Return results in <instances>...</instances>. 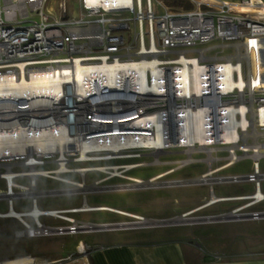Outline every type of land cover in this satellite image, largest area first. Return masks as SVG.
I'll return each mask as SVG.
<instances>
[{"label":"built area","instance_id":"1","mask_svg":"<svg viewBox=\"0 0 264 264\" xmlns=\"http://www.w3.org/2000/svg\"><path fill=\"white\" fill-rule=\"evenodd\" d=\"M46 2L0 0V83L15 86L63 66L75 70L77 65L148 61L154 64L155 74L147 68L143 76L145 83L152 85L157 81L162 85V95L140 90L143 77L133 72L120 81L116 76L114 88L105 82L95 83L97 78L93 76L82 83L71 78L60 80L59 89L45 92L31 93L24 87L19 93L13 86H1L0 201H5L7 209L0 212V218H14L22 224L23 228L15 230V235L75 234L91 228L92 223L67 216L78 212L75 207L38 208L39 198L61 192L60 189H39L38 178L67 183L70 181L61 175L72 171L68 161H101L97 158L108 155V151L94 150L87 151L83 159L79 151L72 155L65 152L64 157L59 151L39 149L30 142L35 138L43 140V134L60 126L62 118L69 132H73L74 119L93 121L83 131L85 136L89 132L123 128L116 124V119L135 115L138 118L131 120L130 126L148 128V135L154 137L156 127L136 122L158 112L165 118L160 128L164 141L161 151L182 150L186 154L179 160L182 164L200 161L192 157L194 152L204 153L220 169L250 157L251 172L216 179L251 182L253 192L223 197L248 200L230 213L248 214L251 219L264 218V210H246L264 202L261 188L264 172L260 171L258 162L264 156V11H261L264 0H191L194 6L187 10H169L156 0L160 13L155 12L152 0L124 3L78 0V16L72 17L67 16L64 1L58 4L59 17L46 11ZM125 13L129 15H122ZM226 48L231 51L226 52ZM81 85L84 91L80 92L77 87ZM99 90L105 92L99 94ZM98 117H106L111 122L98 123ZM187 130L192 136L189 144H183L187 141L181 132ZM120 137L123 141V135ZM129 149L154 150L148 145H137L123 147L121 152L125 154ZM215 152L223 154L216 156ZM60 161H64L67 171L55 172L60 168ZM51 163L55 166L44 167ZM22 178L26 184L17 181ZM259 190L261 196L256 197ZM22 198L30 200V209L14 210L13 201ZM35 206L37 213L30 214ZM41 216L67 224H45L40 221ZM24 217H29L32 223ZM142 220L139 216L130 223ZM224 255L210 254L217 260Z\"/></svg>","mask_w":264,"mask_h":264},{"label":"rangeland","instance_id":"2","mask_svg":"<svg viewBox=\"0 0 264 264\" xmlns=\"http://www.w3.org/2000/svg\"><path fill=\"white\" fill-rule=\"evenodd\" d=\"M61 1L65 3L68 17L78 16V0H47L46 11H49L52 16L59 17L58 4ZM155 1L152 0L155 12L160 13L162 10L155 4ZM122 15H129V13ZM225 51L229 52L231 49L226 48ZM125 154L130 155L111 159L105 157L107 160L81 163L70 160L68 166L73 170L81 166H99L102 169H92L86 172L71 171L62 174L63 179L70 181L67 183L49 178H38L39 189L61 190L60 194L39 198L38 208L44 210L66 209L87 204L100 206L101 209L76 212L71 215L67 214V216L74 217L79 222L107 224L135 220V217L126 215L130 213L142 216L143 220L140 223H129L132 227L128 230L91 231L87 229L75 234H51L28 238L15 235V230L23 228L18 220L0 218V258L26 253L36 254L42 250L58 252L71 243H76L79 239L87 244H93L110 239L183 236L187 240L197 243L199 249L205 250L203 248H206L210 252L215 250L220 252L224 250L225 253L226 250L232 253L264 251V218L210 223H197L200 221L196 219L227 213L248 202L247 199L223 200L203 206L211 196H236L253 192L251 182H220L216 179L221 176L242 175L251 172L252 159L250 157L240 158L234 165L220 169L215 162L210 161V164L202 152L192 153V157L200 159V161L190 164L181 163V159L185 158L186 154L176 148L160 152L152 149H129L125 151ZM213 154L219 156L223 152ZM258 162L260 171L264 172V156H260ZM127 163H136L137 165L130 169L126 167L108 168L114 165L125 166ZM54 166L55 164L51 163L44 167L52 168ZM210 171V175L206 178L214 179L201 180L199 178ZM135 179L142 182L136 183ZM150 179L151 181H148ZM17 181L23 184L27 183L24 178ZM76 183H84L85 188L78 189ZM261 188L264 191V181L261 182ZM13 208L16 211L29 210L30 200L27 198L15 199ZM6 209L5 201H0V212H5ZM246 210H264V202L250 206ZM188 212L190 214L186 216V220L176 224L138 226L147 219L151 221L153 219L179 218ZM191 218L195 219L191 220ZM24 219L32 223L29 217H24ZM39 219L49 225L61 223L60 220L48 216H41ZM85 250L87 251V248Z\"/></svg>","mask_w":264,"mask_h":264},{"label":"bare ground","instance_id":"3","mask_svg":"<svg viewBox=\"0 0 264 264\" xmlns=\"http://www.w3.org/2000/svg\"><path fill=\"white\" fill-rule=\"evenodd\" d=\"M106 1V0H103ZM129 0H117V2H128ZM264 11V10H261ZM154 64L152 62L148 61H142L139 64H119V63H112V64H106V63H101V64H96L94 66H80L77 65L76 69H70L69 67L63 66L59 67L58 70H54L53 72L48 71V73L39 75V76H33L30 78L29 81H21L19 83H16L14 87L15 91L18 90L19 93L23 92V88L25 87L28 91H35V90H42L46 91L49 89H59V81H69L70 78L72 79L73 82L76 83H82L84 79H86L88 76H93L97 78L95 83H100V82H105L108 84V87L114 88L116 85V76L119 77L117 79L120 81V78L128 75L130 73H140V75L143 77L145 70L149 68L152 71V74H155V69H154ZM122 75V76H120ZM155 76V75H153ZM103 80V81H102ZM1 86H8L5 85V83H0ZM9 85L8 87H12ZM140 90L143 92H154V95L161 96L162 91H161V84L157 83V81H154L152 85L146 84L144 77L140 79ZM84 86L81 85L78 88V91H84ZM105 91L99 90V94L104 93ZM150 94V93H149ZM133 115V114H131ZM96 117V116H95ZM98 117L96 119L98 123H103L107 124L110 123V119L101 118ZM136 117L135 115L130 116L129 114H126L125 116H119L116 119V124H118L120 127L123 128H110V129H104L99 132H89V133H84L83 131L86 130L87 128L90 127V122L92 123L93 121L89 122H84V121H78L76 119L73 120L72 123V128L73 132H69V126L66 125V120L65 118H62L60 126H56L53 128L51 131H47L43 134L44 139L39 140L38 138L32 139L30 142L34 145H36L39 149H46L47 151L52 150V151H59V153H62L65 157V152L67 154L72 155L74 152L79 151L80 153V159L86 158V152L87 151H108L107 156H100L97 159L102 160L106 158H118V157H123L125 154L121 152V149L124 147H133L137 145H148L153 147V149L156 152H160L161 148L163 147V136H162V130L160 129L162 126V123H164V117L158 113L154 112L152 115L149 116H143L141 119H139L136 123H142L147 125L150 123L153 125L155 128V135L154 137H151L148 128H139V127H133L130 126V121L134 120ZM113 129V130H112ZM182 137H186L184 140H186V143L183 144H189V139L192 135L189 134V131L187 130L186 132H181ZM188 133V134H187ZM121 135H123V141L121 140ZM36 136H40V134H37ZM135 136H138L135 138ZM189 136V138L187 137ZM195 137L199 138L198 134H195ZM126 146H125V145ZM182 144V143H181ZM101 155L103 153H100ZM130 155V154H129ZM128 155V156H129ZM137 165L136 163H127L125 166H110L108 168H113V169H118L119 167H126L127 169H130L131 167H134ZM67 166L64 165V161H60V168L59 170H56L55 172L58 171H67ZM105 168V167H104ZM92 169L96 170H101L102 167L99 166H92V167H77L76 169H72V171L75 172H86L90 171ZM126 169V170H127ZM54 172V173H55ZM211 171L207 173L206 175H202L199 178L201 180H210L214 178H206L209 176ZM136 183H141L142 181L139 179L134 180ZM151 181V179L149 180ZM76 186L78 189H84L85 185L84 183H76ZM214 195V194H213ZM256 197L261 196V191H257ZM241 198H246V197H241ZM227 200V198L224 197H219V196H211L210 199L208 200L207 203L203 206H208L212 205L215 202L218 201H223ZM96 209H101L100 206H90L87 204H83L80 207H75V211H86V210H96ZM115 212L126 214L125 212L111 209ZM38 209L37 206L34 207L32 213L35 215L37 213ZM12 212V211H11ZM190 212L185 213L181 216H179V221H184L186 220V216H188ZM10 215H13L12 213ZM128 216H132L135 218H139V215L135 214H126ZM192 220V219H191ZM141 221L134 222L136 224L140 223ZM144 223H156L155 221H149L146 220ZM131 224V223H130ZM81 250H83V245L81 244L79 247ZM29 258H23V259H18L9 262V264H23V263H29Z\"/></svg>","mask_w":264,"mask_h":264},{"label":"crops","instance_id":"4","mask_svg":"<svg viewBox=\"0 0 264 264\" xmlns=\"http://www.w3.org/2000/svg\"><path fill=\"white\" fill-rule=\"evenodd\" d=\"M71 214L68 213V215ZM60 221L61 223L57 225L67 224L63 220ZM129 228L112 230H128ZM81 244L84 248L88 246L90 249L81 250L79 248ZM203 249L205 250L199 249L197 243L187 240L184 236L110 239L93 244H87L79 239L76 243H71L58 252L42 250L36 254L26 253L2 257L0 264H9L11 261L23 258L30 259L29 263L23 264H264V251L252 253H232L227 250L226 253L224 250L221 252L211 251L225 254L223 258L217 260L210 256L212 254L210 250Z\"/></svg>","mask_w":264,"mask_h":264},{"label":"water","instance_id":"5","mask_svg":"<svg viewBox=\"0 0 264 264\" xmlns=\"http://www.w3.org/2000/svg\"><path fill=\"white\" fill-rule=\"evenodd\" d=\"M149 181V180H148ZM264 217V215H262ZM246 218H251L250 215L248 214H232L230 212L227 213H221L218 215H211L207 217H201V218H196L200 222H217V221H225V220H235V219H246ZM195 219V218H191ZM150 220V219H147ZM151 221H155L156 223H151V224H139L138 226H146V225H151V226H163V225H172L176 224L179 221V218H167V219H153ZM130 222H112V223H107V224H91V228L89 230L91 231H96V230H112V229H120V228H129L132 227L129 225Z\"/></svg>","mask_w":264,"mask_h":264},{"label":"trees","instance_id":"6","mask_svg":"<svg viewBox=\"0 0 264 264\" xmlns=\"http://www.w3.org/2000/svg\"><path fill=\"white\" fill-rule=\"evenodd\" d=\"M169 10H187L193 8L191 0H158Z\"/></svg>","mask_w":264,"mask_h":264}]
</instances>
